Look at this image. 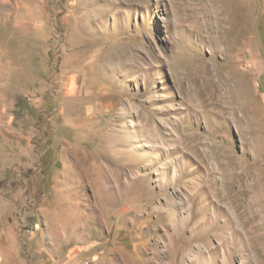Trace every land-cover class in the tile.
I'll list each match as a JSON object with an SVG mask.
<instances>
[{"label":"rangeland","instance_id":"rangeland-1","mask_svg":"<svg viewBox=\"0 0 264 264\" xmlns=\"http://www.w3.org/2000/svg\"><path fill=\"white\" fill-rule=\"evenodd\" d=\"M0 264H264V0H0Z\"/></svg>","mask_w":264,"mask_h":264}]
</instances>
